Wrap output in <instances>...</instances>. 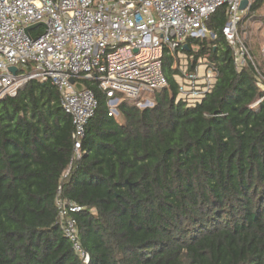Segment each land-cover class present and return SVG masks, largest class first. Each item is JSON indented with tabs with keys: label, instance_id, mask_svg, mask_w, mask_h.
Masks as SVG:
<instances>
[{
	"label": "trees",
	"instance_id": "obj_1",
	"mask_svg": "<svg viewBox=\"0 0 264 264\" xmlns=\"http://www.w3.org/2000/svg\"><path fill=\"white\" fill-rule=\"evenodd\" d=\"M263 5L254 0L250 15ZM228 20L220 8L206 22L214 39L184 49L190 72L200 59L218 72L195 106L178 99L170 52L153 107L123 100L109 116L107 96L88 83L99 105L79 158L51 82L0 101V264H85L59 199L83 209L69 216L88 264H264V92L252 61L237 69Z\"/></svg>",
	"mask_w": 264,
	"mask_h": 264
},
{
	"label": "built area",
	"instance_id": "obj_2",
	"mask_svg": "<svg viewBox=\"0 0 264 264\" xmlns=\"http://www.w3.org/2000/svg\"><path fill=\"white\" fill-rule=\"evenodd\" d=\"M246 1L248 6L242 11ZM253 1L0 0V101L15 97L32 80L51 82L63 110L72 118L79 158L81 139L99 105L88 83L96 84L107 96L109 116L118 117L123 100L142 108L150 95L168 86L166 53L187 58L184 49L190 39L215 37L206 22L223 7L229 17L223 34L241 70L252 59L237 29ZM204 65V73L196 67L177 76L178 99L189 106L201 103L217 82L216 69L208 61ZM11 68L18 72L14 74ZM77 84L86 88L80 91ZM57 205L66 237L88 264L90 255L80 244L77 222L69 216L83 209L61 199Z\"/></svg>",
	"mask_w": 264,
	"mask_h": 264
},
{
	"label": "rangeland",
	"instance_id": "obj_3",
	"mask_svg": "<svg viewBox=\"0 0 264 264\" xmlns=\"http://www.w3.org/2000/svg\"><path fill=\"white\" fill-rule=\"evenodd\" d=\"M237 34L248 48L252 61L259 69V87L264 92V5L255 14L250 15L249 12H246L242 15ZM208 37L214 39L212 35H208ZM193 62V58L181 56L176 58L174 68L182 72L189 69ZM204 64H206L204 59H200L196 63V67L199 68L200 73H204ZM155 104V96L150 95L143 104L142 109L145 107H153Z\"/></svg>",
	"mask_w": 264,
	"mask_h": 264
},
{
	"label": "water",
	"instance_id": "obj_4",
	"mask_svg": "<svg viewBox=\"0 0 264 264\" xmlns=\"http://www.w3.org/2000/svg\"><path fill=\"white\" fill-rule=\"evenodd\" d=\"M247 6H248V2H247V1H246V2H243V3H242V6H241V10H242V11L246 10ZM33 28H34V27L30 28L29 30H31V29H33ZM29 30H28V31H29ZM185 48H188V46L186 45ZM11 71H12L14 74H16V73L18 72V69H17V68H11ZM77 88H78L80 91H83L86 87H85L84 85H82V84H77Z\"/></svg>",
	"mask_w": 264,
	"mask_h": 264
},
{
	"label": "crops",
	"instance_id": "obj_5",
	"mask_svg": "<svg viewBox=\"0 0 264 264\" xmlns=\"http://www.w3.org/2000/svg\"><path fill=\"white\" fill-rule=\"evenodd\" d=\"M205 60V62L207 61V59H204Z\"/></svg>",
	"mask_w": 264,
	"mask_h": 264
}]
</instances>
